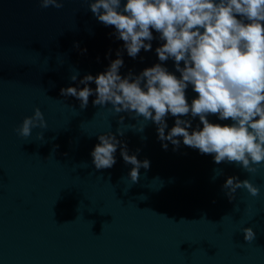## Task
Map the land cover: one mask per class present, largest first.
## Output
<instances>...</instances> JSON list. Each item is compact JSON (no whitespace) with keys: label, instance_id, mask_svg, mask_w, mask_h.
<instances>
[{"label":"water","instance_id":"95a60500","mask_svg":"<svg viewBox=\"0 0 264 264\" xmlns=\"http://www.w3.org/2000/svg\"><path fill=\"white\" fill-rule=\"evenodd\" d=\"M59 2L42 9L38 0H0V264H264V166L249 174L183 145L162 150L151 121L93 106L92 96L84 109L61 96L103 72L123 42L97 22L88 0ZM151 43L136 59L121 51L122 77L159 62V43ZM164 66L174 72L171 61ZM195 95L186 90L189 103ZM35 108L46 128L18 136L13 130ZM166 123L170 129L174 118ZM117 129L129 155L150 162L135 184L119 147L112 168L91 163L96 137ZM230 176L259 194L241 188L230 202L222 190ZM246 227L256 234L247 243Z\"/></svg>","mask_w":264,"mask_h":264},{"label":"clouds","instance_id":"9594fccd","mask_svg":"<svg viewBox=\"0 0 264 264\" xmlns=\"http://www.w3.org/2000/svg\"><path fill=\"white\" fill-rule=\"evenodd\" d=\"M38 4L42 9L63 6L59 0ZM88 10L97 22L113 28L110 35L123 42L122 50L103 72L84 75L76 87L61 88V96L79 101L80 109L92 96L93 106L110 105L114 114L151 121L162 150L169 144L173 151L183 145L211 155L215 164H234L249 174L258 171L257 165L264 166V0H88ZM154 38L159 62L122 77L121 51L136 59L141 50L153 51ZM166 61L172 62L174 72L164 66ZM78 75L75 72L70 81L76 82ZM189 88L196 94L190 103ZM211 116L230 123H211ZM169 117L174 118L170 129ZM196 119L199 123L193 128ZM45 128L43 114L35 108L13 131L27 138L34 129ZM122 135L120 129L116 135H98L89 154L91 163L96 170L112 168L119 147L121 159L131 165L127 177L135 184L139 170H147L150 162L129 155L116 138ZM241 188L252 197L259 194V188L235 176L222 185L230 202ZM241 233L246 243L255 239L251 228Z\"/></svg>","mask_w":264,"mask_h":264}]
</instances>
